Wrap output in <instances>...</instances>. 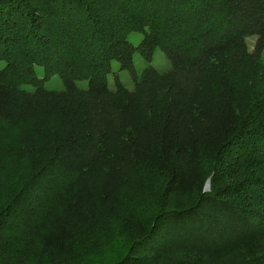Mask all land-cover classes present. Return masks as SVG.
<instances>
[{
    "label": "trees",
    "instance_id": "16d2710c",
    "mask_svg": "<svg viewBox=\"0 0 264 264\" xmlns=\"http://www.w3.org/2000/svg\"><path fill=\"white\" fill-rule=\"evenodd\" d=\"M263 51L264 0H0V264H264Z\"/></svg>",
    "mask_w": 264,
    "mask_h": 264
},
{
    "label": "rangeland",
    "instance_id": "374dc122",
    "mask_svg": "<svg viewBox=\"0 0 264 264\" xmlns=\"http://www.w3.org/2000/svg\"><path fill=\"white\" fill-rule=\"evenodd\" d=\"M142 38H143V35L140 33H135V34H132L130 36L131 42L134 43L135 45L139 44L140 41L142 40ZM246 41H247L249 50L252 52L254 50V46L256 44L257 37L256 36L248 37ZM262 62L264 64V51L262 54ZM134 64H135V67L137 69V73L140 77H141L143 71L149 66H151V67H153V68H155L161 72H167L171 69V64H170V61H169L167 55L164 52H162L160 49L155 50L151 63L146 62L139 55V53H136L134 56ZM42 70H43L42 67L38 69L40 77H43ZM116 77H118L119 80L128 89L133 90L135 88V82H134L132 75L128 71H122L120 69L119 63L116 61H113L112 62V71L108 75V86L112 89H114L116 87V83H115ZM77 85L79 87L86 88V87H88V82H77ZM44 87L46 89L56 90V91H60V90L64 89V85L62 83V80L60 79V77L58 75H54L50 79L44 81ZM6 127H7V131H6ZM17 137H18V128H16L15 126L6 125V124L0 125V154L1 155L6 154L7 156L13 157L12 151L8 150V149L14 147L15 143L17 142L16 141ZM2 178L8 179V176L7 175L4 176V174L0 175V179L3 182H5V180H3ZM53 178L54 177H50V179H48V180L50 182H52L53 186L55 187L57 182L61 178L59 177L57 182H55ZM8 181L10 182L9 179H8ZM8 186L11 187V183ZM10 187H9V189H10ZM107 240L108 239H106V241Z\"/></svg>",
    "mask_w": 264,
    "mask_h": 264
}]
</instances>
